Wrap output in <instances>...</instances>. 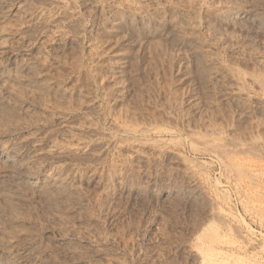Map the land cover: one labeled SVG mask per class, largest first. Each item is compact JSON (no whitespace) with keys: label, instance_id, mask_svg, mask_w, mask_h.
<instances>
[{"label":"rangeland","instance_id":"rangeland-1","mask_svg":"<svg viewBox=\"0 0 264 264\" xmlns=\"http://www.w3.org/2000/svg\"><path fill=\"white\" fill-rule=\"evenodd\" d=\"M0 264H264V0H0Z\"/></svg>","mask_w":264,"mask_h":264}]
</instances>
